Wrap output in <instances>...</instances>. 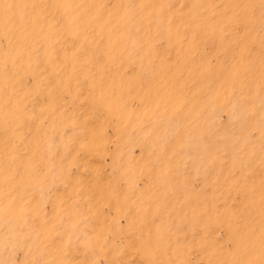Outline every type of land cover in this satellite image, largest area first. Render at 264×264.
Wrapping results in <instances>:
<instances>
[{"label":"rangeland","instance_id":"1","mask_svg":"<svg viewBox=\"0 0 264 264\" xmlns=\"http://www.w3.org/2000/svg\"><path fill=\"white\" fill-rule=\"evenodd\" d=\"M0 264H264V0H0Z\"/></svg>","mask_w":264,"mask_h":264}]
</instances>
